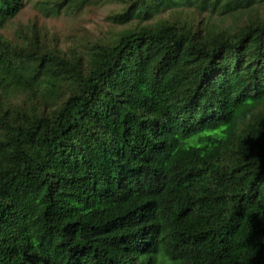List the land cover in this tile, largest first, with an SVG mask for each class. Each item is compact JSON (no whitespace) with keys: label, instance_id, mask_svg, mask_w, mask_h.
<instances>
[{"label":"trees","instance_id":"16d2710c","mask_svg":"<svg viewBox=\"0 0 264 264\" xmlns=\"http://www.w3.org/2000/svg\"><path fill=\"white\" fill-rule=\"evenodd\" d=\"M28 1L106 0L0 29ZM109 19L85 51L0 32V264H264V0Z\"/></svg>","mask_w":264,"mask_h":264},{"label":"rangeland","instance_id":"374dc122","mask_svg":"<svg viewBox=\"0 0 264 264\" xmlns=\"http://www.w3.org/2000/svg\"><path fill=\"white\" fill-rule=\"evenodd\" d=\"M124 3L125 0H106L77 14L62 13L57 17H45L38 11L34 1H28L20 12L0 29V32L8 38H14L19 25L35 21L49 42L55 39L59 49L67 51L73 47L85 51L91 43L116 33L119 26L111 23L109 15L120 9Z\"/></svg>","mask_w":264,"mask_h":264},{"label":"clouds","instance_id":"9594fccd","mask_svg":"<svg viewBox=\"0 0 264 264\" xmlns=\"http://www.w3.org/2000/svg\"><path fill=\"white\" fill-rule=\"evenodd\" d=\"M140 245V244H139Z\"/></svg>","mask_w":264,"mask_h":264}]
</instances>
